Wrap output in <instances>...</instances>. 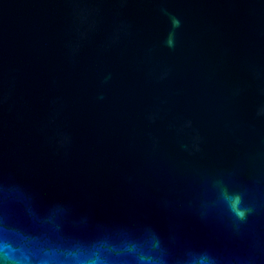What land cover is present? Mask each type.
<instances>
[{"label": "water", "instance_id": "1", "mask_svg": "<svg viewBox=\"0 0 264 264\" xmlns=\"http://www.w3.org/2000/svg\"><path fill=\"white\" fill-rule=\"evenodd\" d=\"M0 173L169 264H264V0H0Z\"/></svg>", "mask_w": 264, "mask_h": 264}, {"label": "clouds", "instance_id": "2", "mask_svg": "<svg viewBox=\"0 0 264 264\" xmlns=\"http://www.w3.org/2000/svg\"><path fill=\"white\" fill-rule=\"evenodd\" d=\"M173 29L180 19L170 15ZM174 32L166 44L173 46ZM228 213L244 221L252 208L228 198ZM160 235L110 220L96 221L66 199L41 200L22 180L0 173V264H169ZM184 264H215L206 251L189 252Z\"/></svg>", "mask_w": 264, "mask_h": 264}]
</instances>
